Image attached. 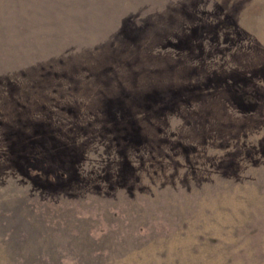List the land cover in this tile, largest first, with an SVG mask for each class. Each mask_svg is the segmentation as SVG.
I'll use <instances>...</instances> for the list:
<instances>
[{"label": "rangeland", "instance_id": "rangeland-1", "mask_svg": "<svg viewBox=\"0 0 264 264\" xmlns=\"http://www.w3.org/2000/svg\"><path fill=\"white\" fill-rule=\"evenodd\" d=\"M0 264H264V0H0Z\"/></svg>", "mask_w": 264, "mask_h": 264}]
</instances>
